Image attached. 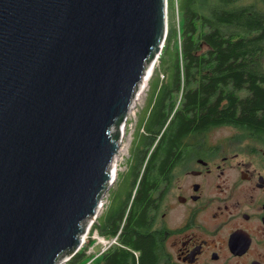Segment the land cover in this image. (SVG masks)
I'll return each mask as SVG.
<instances>
[{"label": "water", "instance_id": "1", "mask_svg": "<svg viewBox=\"0 0 264 264\" xmlns=\"http://www.w3.org/2000/svg\"><path fill=\"white\" fill-rule=\"evenodd\" d=\"M167 33L168 0H0V264L78 253Z\"/></svg>", "mask_w": 264, "mask_h": 264}, {"label": "trees", "instance_id": "2", "mask_svg": "<svg viewBox=\"0 0 264 264\" xmlns=\"http://www.w3.org/2000/svg\"><path fill=\"white\" fill-rule=\"evenodd\" d=\"M159 67L165 79L156 80L158 98L144 122L139 148L149 142L151 147L135 151L136 201L129 208L128 197L108 236L114 238L121 231L119 245L109 248L98 264H159L157 232L144 206L159 182V134L168 116L159 120L174 88L178 91L170 102V116L200 114L210 120L211 128L233 127L239 142L264 147V0H168V33ZM194 84L201 87L192 89L181 106V90ZM92 245L89 240L66 264H89L93 257L87 251Z\"/></svg>", "mask_w": 264, "mask_h": 264}, {"label": "flooded vegetation", "instance_id": "3", "mask_svg": "<svg viewBox=\"0 0 264 264\" xmlns=\"http://www.w3.org/2000/svg\"><path fill=\"white\" fill-rule=\"evenodd\" d=\"M196 87L201 84L181 90V106ZM176 91L163 105L159 123L165 115L168 118L159 134V182L144 206L157 232L159 264H264V147L250 141L243 145L234 136L213 139L216 132L234 128H211L210 120L200 114L170 116ZM171 126L175 129L170 131ZM133 160L134 170L135 154ZM132 189L131 181L124 196L110 199L104 214L95 217L94 232L104 239L116 238V245L121 231L108 236L130 195L133 208ZM103 206L102 199L99 207ZM109 250L99 253L95 263Z\"/></svg>", "mask_w": 264, "mask_h": 264}, {"label": "rangeland", "instance_id": "4", "mask_svg": "<svg viewBox=\"0 0 264 264\" xmlns=\"http://www.w3.org/2000/svg\"><path fill=\"white\" fill-rule=\"evenodd\" d=\"M163 48L164 46H162L161 52L157 55L155 61H153V63L149 65V67L153 65V75L148 83L146 85H143V87L145 86L144 89H138L132 107H130L129 120L125 121V123L123 124V128L126 125V134L124 137V142L120 149V154L118 155L115 162L118 167V176L116 181L109 186L111 190L108 189V191L103 196L104 206L102 208L99 207V214L97 215L99 217L104 214L106 206L109 204L110 199L111 202H114L116 197H120V195L124 196V194L128 191L130 182L132 181L134 170L131 164H134L133 158L135 154L133 152H135L140 147V143L144 138L143 134L145 133L144 122L146 121L152 108L156 104V100L158 98L156 80L158 78H160L161 80L164 78L163 73L160 71L161 68L159 67ZM170 76H173V73H171ZM222 136L236 137L237 134L236 131L232 129L222 130L216 132L213 139L218 140V138ZM245 143L242 142L243 145H245ZM150 147L151 143L149 142L146 144L144 149H150ZM95 221L96 220L94 219L89 228L86 230V234L84 236V244H82L83 246H81V248L79 249L80 251L84 246H87L89 240H93V245L90 246L87 251L88 256L93 257L89 264L91 262H96V256L99 253H102L104 247L102 241L111 240L104 239L103 237L98 236L96 232L91 233V229L94 227ZM71 258L72 257L65 256L60 264H66Z\"/></svg>", "mask_w": 264, "mask_h": 264}, {"label": "bare ground", "instance_id": "5", "mask_svg": "<svg viewBox=\"0 0 264 264\" xmlns=\"http://www.w3.org/2000/svg\"><path fill=\"white\" fill-rule=\"evenodd\" d=\"M152 75H153V65H151L148 68V72L145 73V75H144V78L145 79L142 81L141 87L139 89H142V88L144 89L145 88V86L143 87V85H146L148 83V81L151 79ZM134 99H135V97H134ZM123 131H124V137H125V134H126V125L124 126ZM117 169H118V167H117V165L115 163V166H114V175H113V178L111 180V182H113V183L117 179V176H118V170Z\"/></svg>", "mask_w": 264, "mask_h": 264}, {"label": "built area", "instance_id": "6", "mask_svg": "<svg viewBox=\"0 0 264 264\" xmlns=\"http://www.w3.org/2000/svg\"><path fill=\"white\" fill-rule=\"evenodd\" d=\"M102 205V202L100 204V206ZM84 244V243H83ZM102 244L104 245L102 252L107 251L109 248H111L113 245L117 244L116 238L115 239H111L108 241L103 240ZM83 246V245H82Z\"/></svg>", "mask_w": 264, "mask_h": 264}]
</instances>
